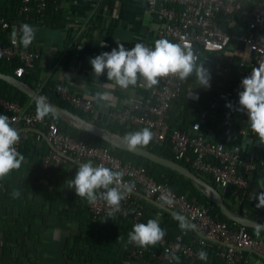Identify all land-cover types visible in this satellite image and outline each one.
I'll list each match as a JSON object with an SVG mask.
<instances>
[{"label":"built area","instance_id":"built-area-1","mask_svg":"<svg viewBox=\"0 0 264 264\" xmlns=\"http://www.w3.org/2000/svg\"><path fill=\"white\" fill-rule=\"evenodd\" d=\"M3 0H0L2 2ZM18 13L25 21H38L46 17L51 8L62 7L65 3H77L79 0H17ZM148 9L159 16L158 38L187 44L191 47L197 62L202 55H220L234 41H239L248 48L249 56L239 62L240 67L247 69L249 75L253 67L264 61V0H145ZM219 15L228 28L238 29L229 33L219 22ZM43 23V22H42ZM19 22H11L0 16V28L7 31V41L0 42V58L21 61L16 66L15 75L21 77L36 71L39 52L19 43V37L13 36L19 28ZM32 25V24H31ZM16 40V43L13 41ZM34 41V40H33ZM242 77L237 78L234 90L219 93L220 99L236 96L242 91ZM186 80L169 75L159 78L157 85L148 87L144 93H135L131 101L120 107L99 113L93 99L75 92L64 82H57L51 90L63 101L87 114L89 117L108 123H121L139 129L149 128L153 132V141L168 139L171 150L177 159L191 162L195 172L214 184L221 193H232L236 198L248 202L256 200L257 195L251 190V177L256 169V162L246 159L239 144L228 148L223 142L212 140L204 134L188 131L184 126L173 127L169 110L173 101L180 95ZM137 87L143 86L138 82ZM39 91V90H38ZM247 115L246 112H243ZM0 114L15 117L14 127L18 128L20 141L17 150L27 139L38 143L45 142L47 150L42 156V168L47 172L73 160L94 164L103 163L114 170H123V180L134 185L131 193L121 201L120 211L116 214L130 219L132 227L137 222L144 223L145 209L140 196L154 202L163 203L170 212L187 218L194 225L192 230L179 229L175 237L165 236L154 246L142 248L134 243L129 247L122 264L136 261L146 262L149 255L159 264H177V258L184 256L192 261H208L218 257L226 264H245L247 252H255L264 262V234L260 229L249 231L238 224L230 226L228 222L213 216L209 207L200 203L198 198L187 193H178L168 184L156 180L144 165L125 161L112 153L109 147L88 143L83 136L60 130L56 121L46 117L36 119V109L32 102L22 103L0 95ZM226 118L229 114H225ZM48 175V174H47ZM6 187L4 177L0 178V193ZM163 197L172 201L165 204ZM87 202V201H86ZM88 210L96 221L110 219L106 217L109 207L104 201L88 204ZM6 247L0 236V264L2 252ZM207 252V259H199L200 251Z\"/></svg>","mask_w":264,"mask_h":264},{"label":"crops","instance_id":"crops-1","mask_svg":"<svg viewBox=\"0 0 264 264\" xmlns=\"http://www.w3.org/2000/svg\"><path fill=\"white\" fill-rule=\"evenodd\" d=\"M49 10L54 21L45 17L40 23L35 20L32 23L38 29L32 48L40 54L34 74L37 81H32L36 88L45 83H67L78 94L93 99L99 113L124 106L135 93H144L148 89L142 80L138 81L143 84L140 87L123 89L114 86L108 81L106 71L99 77L95 76L89 59L117 47L116 39L126 49H131L137 42L154 47L155 40L160 39L156 33L160 19L148 9L145 0H79ZM102 42L106 47L101 46ZM249 52L245 44L233 40L218 56L202 55L197 64H203L208 69L210 87L200 86L194 75L188 77L180 98L171 108L170 116L173 122L181 124L188 131L223 142L228 148L239 144L243 156L256 162L251 190L258 196L264 192L258 187V181H264V144L251 131L247 115L235 110L239 98L235 95L219 98L220 92L236 88L237 78L248 76L247 69L240 67L239 62L248 57ZM104 90L110 92L111 102L98 104L95 93ZM228 102L234 107H226ZM226 113L229 114L228 118ZM245 136H248L247 139ZM42 144L39 143L40 146ZM24 157L22 166L28 165L24 167L21 179H17L15 188L19 191L28 187L31 189L21 205L9 208L13 210L12 214L4 213L1 216L11 228V241L6 243L2 264H113L111 253L105 252L99 255L100 258L93 254L91 261L88 260L91 258L89 248L93 239L89 234L85 200L67 186V181L74 178L76 165L64 163V168L57 175L58 183L49 184L46 178H34L33 165L29 163L28 156ZM226 199L229 204L226 203L234 206L236 212L242 208L248 215L264 221V207L256 206L257 198L248 202L229 193ZM140 200L147 216L158 218L159 223L178 214L168 211L163 203L143 196H140ZM124 227L122 224L117 229L120 234L114 238L113 252L117 257L120 247L125 244ZM132 264L146 262L136 261ZM209 264L225 262L217 258ZM245 264L264 262L255 252L249 251Z\"/></svg>","mask_w":264,"mask_h":264},{"label":"clouds","instance_id":"clouds-1","mask_svg":"<svg viewBox=\"0 0 264 264\" xmlns=\"http://www.w3.org/2000/svg\"><path fill=\"white\" fill-rule=\"evenodd\" d=\"M38 29L29 23H21L14 31L13 36L19 37V43L27 48L36 38ZM117 47L111 51H104L94 57H90V64L95 76L99 77L106 71L107 79L114 86L127 89L136 86L142 80L148 87L158 84L159 78L169 75L176 76L180 80H187L195 76L196 82L205 88L210 87V73L203 64H197V58L191 47L187 44L172 42L166 38L155 40L154 47L137 42L131 49H126L124 44L116 39ZM16 43V40L13 41ZM102 47L106 45L101 43ZM242 91H239L238 107L235 110L247 113V123L251 131L256 135L261 144H264V61L259 62L258 67H253L251 73L241 80ZM108 90L97 91L95 100L97 103L111 102ZM226 107L233 108L231 102ZM52 109L41 98L36 106V119L41 120L50 115ZM15 117L0 114V178L9 175L13 170H19L25 160L16 145L20 141L18 128L14 127ZM153 139V132L145 127L135 131L126 132L123 142L129 150L137 147H146ZM76 165L74 178L67 181V186L74 189L78 197L86 200L88 204L104 201L109 207L106 217L113 218L120 211L121 201L131 193L134 185H129L123 180V170H114L103 163L94 164L92 160L81 162L73 160ZM258 187L264 189V181H258ZM13 195L20 196L19 189H14ZM257 207H264V192L257 197ZM165 204L171 205L172 201L163 197ZM182 230H192L194 225L186 217L176 214L174 216ZM165 232L159 224L158 218L148 219L146 223L133 224L128 232V243L147 248L154 246L164 237ZM119 239H123L119 237ZM199 259H207V252L200 251Z\"/></svg>","mask_w":264,"mask_h":264},{"label":"trees","instance_id":"trees-1","mask_svg":"<svg viewBox=\"0 0 264 264\" xmlns=\"http://www.w3.org/2000/svg\"><path fill=\"white\" fill-rule=\"evenodd\" d=\"M0 16L6 17L11 22H19V23L23 22V23H29V24L33 23V21H31V20L25 21V17L18 13V1L17 0H3L2 2H0ZM46 17H49L51 21H54V19L52 17V12L50 10L47 11ZM219 22L221 23L222 27H224L229 33H235L238 30L236 28H228L227 24L224 23L222 20V15H219ZM5 41H7V31L0 28V42H5ZM19 64H21V61L17 58H15L11 61L0 58V71L16 76L15 75V68ZM36 68H37V62H36ZM35 72L28 73V74L23 75V76L18 77V78L22 79L24 82H26L30 85H33L32 81H37L36 76L34 75ZM53 84H55V83H53ZM53 84L52 83H47V84L45 83L38 88H36V86H34V85L33 86L36 89H38L43 95H45L46 97L51 99L52 101H54V102H56L62 106H66V107L74 110L75 112L81 114L82 116H84V117L104 126V127L111 129L114 132H119V133H122L125 135L126 132L139 130V128L135 127V126H127L126 124H121L118 122L108 123V122L100 121V120H97L95 118L89 117L87 114L83 113L82 111L74 108L72 105L61 100L54 93V91L51 90V86ZM185 84H184L183 88L185 87ZM183 88H182L180 95L175 100L180 98V96L183 92ZM0 95L6 96L10 99H17L22 103H27L30 101V102H32V106L36 109L37 102L30 99L26 93L22 92L18 88L12 86L11 84H9L8 82H6L2 79H0ZM175 100L173 101V104H174ZM170 115H171V109L169 110V117H170V121H171L172 126L173 127H181V124L175 123L171 120ZM46 118L48 121H56L58 123L60 130H62V131L68 132V133L72 134L73 136L77 135V136L85 137L86 140L88 141V143L91 145L109 147L111 149L112 153L115 154L116 156L120 157L121 159H123L125 161L129 160V161H132L134 163L144 165L147 169V172L151 176H153L156 180L168 184L169 187H171L173 190H175L178 193H187L191 196L192 195L196 196L200 203L209 207L211 215L218 216L220 219L228 222L229 225L232 227L238 225L236 222L228 219L225 215H223L221 213L220 208L213 202V200L210 198V196H208L206 193L202 192L201 190L197 189L190 179L186 178L185 176H183L179 172H177L173 169H170L168 167H165L161 164L152 162L151 160H149L145 157L139 156L137 154H134L128 150L113 147L109 142H107L102 137L94 135V134H90L81 128L75 127L74 125L68 123L67 121H65L64 119L55 115L54 113H51L50 115L46 116ZM42 143L43 144L40 146L38 142H36L32 138H29L24 143L21 144L18 151L21 154H23L24 156H28L29 163H31L33 165L32 169H33V175L35 174L34 178L43 177V178L47 179L49 184L50 183H58V180H57L58 176L57 175L64 168V164L60 165L56 169H49L48 172L46 170H44L42 168L41 160H42V156L45 154V152L47 150V145L45 142H42ZM146 147L151 149L152 151L160 154V155L166 156L168 158H172V159L180 162L181 164L189 167L193 171H195V169L192 167L190 161H188L186 159L175 158V156L171 150V143L168 139L163 140V141L150 142ZM26 166L25 165L22 166V164H21V168L19 170H13L9 175L4 177V184L6 187V191L4 193H0V236H2L4 238L5 243L11 241V237H9V233L11 231V228H10V226H7L6 219L2 218L1 216L4 213L5 214H12L13 210H10L9 208H11V209L17 208L18 205L22 204L24 197L28 196V194H29V190L31 189V187H28L27 190L23 189L22 191H20L19 197H15L13 195V191H14V189H16L15 188L16 181L18 178L21 179V174L23 173V170L25 169L24 167H26ZM31 183H33V180L31 181ZM29 184H28V186H29ZM40 187L43 188V186H41V185H40ZM222 194H223L224 200L229 204V202L226 199L227 194L229 195V193H222ZM225 195H226V197H225ZM244 201H247V200L245 199ZM231 207H232V209L236 210V208L234 206L231 205ZM85 210L87 212L88 219H89L88 220L89 226H90V229H89L90 233L89 234H90L91 238L93 239L90 242V248H89L90 254L88 253L89 255H91V258L89 257L88 260L91 261L93 254H94V256L96 255V258H100L99 255L102 254L103 252H105L106 254L111 253L110 259L113 262V264H122L123 260L126 257V253H127L128 247H129L128 239H127V237H128L127 227H129L128 229H130V231L132 230V224H131L130 219L126 216L115 214V216L113 218L104 219L102 221H96L92 217L91 213L88 210L86 200H85ZM238 212L248 215L247 213H245L242 210V208H239ZM248 216L254 217V218L256 217V216H251V215H248ZM148 219H153V218L150 216H147V214L145 213L144 223H146ZM122 224L125 226L124 228L126 231L123 234V237L125 238V244L122 245V247H120V252L118 253L119 256L117 257V254L115 252H113V250H114L113 246H115L114 238L117 234H120L119 230H117V229ZM159 224H160L161 228L164 230L165 236L168 239L175 237V235L178 233V231L180 229L179 223L176 219H174V216H172L171 218H164L163 222H161ZM246 229L249 231L254 230V228H251V227H246ZM263 234H264V231H263ZM5 251H6V247L4 248V250L2 252V260H3L4 254H5ZM217 258L218 257H212V258H210V260L202 262V261H198V260L192 261L189 258H186L184 256H180L177 258V264H209L210 261L215 260ZM2 263L3 262H1V264ZM146 264H159V263L157 262V260H155L151 256L147 255L146 256Z\"/></svg>","mask_w":264,"mask_h":264},{"label":"water","instance_id":"water-1","mask_svg":"<svg viewBox=\"0 0 264 264\" xmlns=\"http://www.w3.org/2000/svg\"><path fill=\"white\" fill-rule=\"evenodd\" d=\"M0 79L8 82L12 86L26 93L30 99H32L37 103L38 101L41 100V98H43L44 101L50 105L52 109V113H54L55 115L59 116L64 120H68L75 127L81 128L90 134H94L102 137L107 142H109L113 147L128 150L134 154L145 157L151 160L152 162L161 164L165 167H168L170 169L179 172L186 178L190 179L197 189L201 190L202 192L210 196L213 202L220 208L221 213L225 215L228 219L244 227H251L254 229H260L264 231L263 220L246 216L244 214L238 213L235 210H233L224 200V197L221 191L219 190V188H217L210 181L206 180L205 178L197 174L189 167L181 164L180 162L172 158H168L166 156L160 155L147 147H137L135 150H129L127 145L123 142L124 134L119 132H114L111 129L104 127L82 116L81 114L75 112L74 110L52 101L51 99L43 95L40 91H38L35 87L31 86L30 84L24 82L22 79L14 75L0 71ZM247 137L248 136H245V139H247Z\"/></svg>","mask_w":264,"mask_h":264}]
</instances>
